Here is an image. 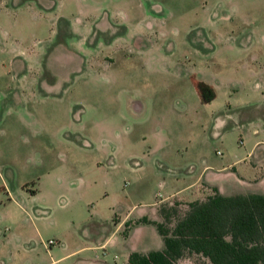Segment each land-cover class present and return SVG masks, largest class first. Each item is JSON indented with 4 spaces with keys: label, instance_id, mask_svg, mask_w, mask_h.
<instances>
[{
    "label": "rangeland",
    "instance_id": "374dc122",
    "mask_svg": "<svg viewBox=\"0 0 264 264\" xmlns=\"http://www.w3.org/2000/svg\"><path fill=\"white\" fill-rule=\"evenodd\" d=\"M236 160L212 186L264 195V0H0V264L161 250L138 220Z\"/></svg>",
    "mask_w": 264,
    "mask_h": 264
},
{
    "label": "trees",
    "instance_id": "16d2710c",
    "mask_svg": "<svg viewBox=\"0 0 264 264\" xmlns=\"http://www.w3.org/2000/svg\"><path fill=\"white\" fill-rule=\"evenodd\" d=\"M202 102L215 98L210 85H197ZM153 224L163 240L161 250L132 251L126 264H177L186 254L207 258L210 264H264V195H223L217 188L200 200L178 198L157 207Z\"/></svg>",
    "mask_w": 264,
    "mask_h": 264
},
{
    "label": "crops",
    "instance_id": "0c3cea01",
    "mask_svg": "<svg viewBox=\"0 0 264 264\" xmlns=\"http://www.w3.org/2000/svg\"><path fill=\"white\" fill-rule=\"evenodd\" d=\"M216 94V93H215ZM215 97H216V95H215ZM215 99V98H214ZM213 99V100H214ZM212 100V101H213ZM239 161L240 160H236V161H234V162H232V163H229L228 165H226V166H222L221 168H212V167H210V166H208V165H206V166H204L202 169H201V171H200V173H199V175H198V178H197V180H199L198 181V184H199V182H201V183H203V179L205 178V176L207 175V173L209 172V174H208V179H206L207 181H205L207 184H204V185H206V186H208V187H212V189L210 190V191H212L213 192V189L214 188H217L221 193L223 192L219 187H213L214 186V184H212L213 182H212V180L213 179H215V177L216 176H218L219 175V173L218 172H220V171H223V170H228V169H233L234 168V166H235V164L236 163H239ZM211 170H214V171H212V172H210ZM213 185V186H212ZM207 190H209V189H207ZM204 190H201L200 192L199 191H195V195L197 196V197H200V198H196L195 200H200V199H202V197L204 198V196H207V195H209V194H211V193H207L206 191H204ZM178 192V191H177ZM177 192L176 193H172V194H170L169 196H167V197H165V198H163V199H160L158 202H157V204L155 205V207H156V210H155V216H153V217H151L150 218V220H159V216H158V214H157V207H158V204L159 203H161L162 201H165V200H168V199H170V198H172V197H179V196H177ZM181 198V197H180ZM186 201H190V200H186ZM191 201H193V200H191ZM149 219V218H148ZM144 225V224H143ZM143 225H137V226H135L134 227V229H133V232H132V235H133V233H135V232H137L140 228H144L145 226H143ZM147 225V224H146ZM101 246H103V244H101V245H98V247H101ZM84 248H88V246H85V247H81V248H78V249H76V250H74V251H72V252H70V253H68V254H66V255H63V256H61V257H59V258H57V259H55V262L57 261V260H59V259H63V258H65L66 256H68V255H71V254H74V253H76L77 251H79V250H81V249H84Z\"/></svg>",
    "mask_w": 264,
    "mask_h": 264
},
{
    "label": "built area",
    "instance_id": "2783aa9c",
    "mask_svg": "<svg viewBox=\"0 0 264 264\" xmlns=\"http://www.w3.org/2000/svg\"><path fill=\"white\" fill-rule=\"evenodd\" d=\"M217 154H221V152L219 150L216 151ZM49 244H54L53 240H49ZM54 261L49 262L48 264H54Z\"/></svg>",
    "mask_w": 264,
    "mask_h": 264
}]
</instances>
